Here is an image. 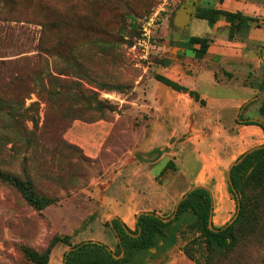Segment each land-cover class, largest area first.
Masks as SVG:
<instances>
[{
  "label": "rangeland",
  "instance_id": "obj_1",
  "mask_svg": "<svg viewBox=\"0 0 264 264\" xmlns=\"http://www.w3.org/2000/svg\"><path fill=\"white\" fill-rule=\"evenodd\" d=\"M241 1L248 4L244 13L234 0L221 9L253 17L244 29L233 30L238 19L224 15L214 25L193 18L189 36L210 39L211 51L199 58L190 43H180L188 38L173 23L184 0H18L12 9L22 14L10 19L32 30L45 17L56 25L49 35L60 44L48 60L61 91L52 107L24 75L10 81V65L0 63V97L12 101L26 91L22 105L37 101L38 127L45 125L29 141L38 148L29 150L6 109L0 111V168L29 177L55 202L37 210L0 180V264H36L27 250L45 252L56 238L48 264H64L72 246L88 242L116 251L118 237L106 224L116 205L132 201L169 216L198 184L211 191L212 225L234 219L230 166L264 143L260 126L243 124L248 118L264 124V11L254 12L264 0ZM12 53L2 45L0 62ZM161 75L196 90L204 102L163 84ZM77 120L102 127L92 149L84 135L76 143L66 138ZM193 236L181 235L163 251L152 248L131 264H196L185 252L189 247L203 258L188 243ZM236 254L233 264L238 254L258 264L264 250L249 245Z\"/></svg>",
  "mask_w": 264,
  "mask_h": 264
},
{
  "label": "trees",
  "instance_id": "obj_2",
  "mask_svg": "<svg viewBox=\"0 0 264 264\" xmlns=\"http://www.w3.org/2000/svg\"><path fill=\"white\" fill-rule=\"evenodd\" d=\"M17 2L18 0H0V48L8 43L13 52L11 59L0 63L10 65V81L18 79L20 74L24 75L39 93L45 95L48 105L57 106L61 91L60 79L50 68L48 60L57 53L56 48L60 44L49 35L56 25L45 17L36 23L39 29L32 30L25 26L27 21L10 19V16L22 14L12 9L18 5ZM221 15L227 16L231 21L238 19L232 24L233 30L249 27L254 20L241 12L202 6L197 7L195 16L214 25ZM132 25L135 27V23ZM180 43H190L195 48L197 57L201 58L208 51L210 39L189 36ZM159 80L178 92L188 93L195 100L204 102L196 90L189 89L178 81L163 75ZM16 94L20 96L12 101H5L0 97V111L6 109L10 128L14 135L26 139V148L36 150L38 146L29 145V141L34 139L36 131L41 133L45 128V125L43 129L38 127V102L32 101L25 107L22 103L29 98L28 93L20 90ZM7 103L9 105L6 106ZM260 113L264 115V101L260 106ZM243 124L260 126L264 131V124L257 120L248 118ZM47 129L51 131L52 128ZM39 145L44 148L43 144ZM0 180L12 185L37 210L55 202L53 197L39 192L29 177L22 178L0 168ZM228 190L236 199L237 210L234 219L223 226L212 225L213 199L210 189L195 186L182 195L169 216L159 215L155 211L142 212L134 230L120 218H113L106 223L118 237L116 251L101 243L78 244L66 253L64 264H131L137 258L142 259L145 254H151L152 248L163 251L173 246L181 235L187 233H194L188 243L203 255L200 258L189 247L185 248L187 256L196 264H233L232 259L242 246L253 245L264 250V143L239 155L230 166ZM58 241L56 238L45 252L28 249L27 253L34 263L48 264L51 250ZM68 245L71 246V243ZM239 255L234 264H256L254 260ZM257 262L264 264V256Z\"/></svg>",
  "mask_w": 264,
  "mask_h": 264
},
{
  "label": "crops",
  "instance_id": "obj_3",
  "mask_svg": "<svg viewBox=\"0 0 264 264\" xmlns=\"http://www.w3.org/2000/svg\"><path fill=\"white\" fill-rule=\"evenodd\" d=\"M201 1L203 4V5H201L202 7H214L217 9H221V8L226 7L227 2H228V0H224L222 2H217L215 4L212 0L211 1L210 0H201ZM214 1H216V0H214ZM218 1H221V0H218ZM230 1H232V0H230ZM234 1L236 2V4L238 6L242 5L241 7H237L236 8L237 10L243 12L244 9H247L246 6H244V5H248L247 3H245L246 1H241V0H234ZM263 7L261 8V7L255 6L254 12H256V10L258 13L263 12L264 11ZM245 14H247V13H245ZM239 44H240V42H239ZM209 51H211L210 46H209L207 52H209ZM176 77H178V76L176 75ZM178 80L180 82L182 81L180 79H178ZM252 126L257 127L256 125H252ZM102 131H103L102 127L98 126L96 123H86V122H81V121L77 120L68 129V132L66 133V138H68L71 142L76 143L79 141V139H81L80 137L82 135H84L86 137L85 139L88 141L87 148H91L90 143L97 141V139L102 134ZM257 136L260 137L261 139L264 138V133L262 132V130L260 131L257 129ZM196 186H206V185L198 184ZM193 187H195V186H193ZM144 211H148V210L142 209V206L139 205V203L129 201L126 204H124L123 206H120L119 204L116 205L115 212L110 214L108 219L120 218L123 222H125L127 224V226L130 229L134 230L136 227V222H137V218H138L139 214L144 212Z\"/></svg>",
  "mask_w": 264,
  "mask_h": 264
},
{
  "label": "water",
  "instance_id": "obj_4",
  "mask_svg": "<svg viewBox=\"0 0 264 264\" xmlns=\"http://www.w3.org/2000/svg\"><path fill=\"white\" fill-rule=\"evenodd\" d=\"M197 2L199 0H184L173 17L174 25L183 30L185 38L189 37L191 23L197 12Z\"/></svg>",
  "mask_w": 264,
  "mask_h": 264
}]
</instances>
